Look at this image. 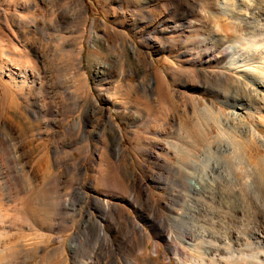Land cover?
<instances>
[{"label":"rangeland","instance_id":"rangeland-1","mask_svg":"<svg viewBox=\"0 0 264 264\" xmlns=\"http://www.w3.org/2000/svg\"><path fill=\"white\" fill-rule=\"evenodd\" d=\"M182 1L84 0L88 12L85 19L77 0H0V99L3 106L10 107L12 99L6 91L9 84L1 81L7 80L11 72L28 69L46 78V84L56 89L65 107L60 118L63 125L56 129L59 137L53 135L55 130L49 129L44 140L36 142L31 160L33 170L45 183L44 201H50L51 206V201H58L56 197L61 190L60 201L70 202L64 210L60 232L50 226L49 217L43 222L36 218L35 212L32 215L35 240L39 241L41 234L50 238L42 264H73V255L68 249L66 253L62 251L60 241L64 238L69 244L79 232L78 221L73 222L75 210H90L99 216V210L90 202L95 199L120 204L127 215L153 236V243L162 244L161 250L172 264L179 263L158 238L159 225L143 221L137 208L128 201H158L166 218L172 215L164 206L166 203L182 215L189 201H200L210 209V216H199L201 220H213L223 234L231 230L239 237L242 234L233 250L242 257L243 263L249 254H256L255 264H264V170L261 173L256 166L260 159L264 160V147L252 144L249 135L258 118L252 119L245 110H238L246 125L242 126L229 117L233 106H254L255 99L233 81L212 76L213 73L239 76L225 68L232 54L241 55L248 62L261 57L263 50H254L264 38V30H261L264 29V0H244L249 4L242 0ZM223 2L232 3L231 15L224 13ZM194 7L197 16L191 12ZM244 10L248 18L238 28L236 19L240 13L244 16L241 12ZM94 19L100 23L96 29ZM104 23L126 34L124 43L111 34ZM156 28L161 30L157 34ZM178 28L187 33L174 32ZM94 32L99 37H94ZM153 32L156 41L148 37ZM105 40L110 44L103 47ZM132 42L143 52L138 58L131 49ZM209 52L219 53L220 60L207 62L212 53L204 61L195 62L196 57ZM145 53L152 56L159 83L168 86L154 95V101L147 94V90H151L149 78L145 79L147 89H136L134 84H129L132 72L141 71ZM19 54H24V58ZM196 70L203 72L202 79L195 75ZM95 100L99 105H94ZM212 105L221 112L222 116L218 117L221 124L216 115L211 116ZM109 113L125 133L123 145L127 153L121 158L113 154L118 143L107 122ZM79 115L83 122L89 118L90 123L81 133H70L68 129ZM261 117L259 130L264 136V108ZM222 124L226 129L224 135ZM57 142L65 146L59 170L53 152ZM163 146H168L167 150H163ZM181 147L192 151L193 157H180ZM201 159L210 161L212 181L211 187L205 190L207 193H196L182 182L184 171L195 168L193 161L200 163ZM6 163L5 159L0 163L5 167H0V183L6 177L5 183L0 184V215L20 220L21 193L33 194L34 189L30 181L16 187L10 179L14 166ZM9 188H12L10 195ZM143 213L151 212L145 208ZM105 229L109 232L108 224ZM153 243L148 244L150 250ZM87 246L79 258L83 264H90L92 258H96L92 254L93 244ZM133 249L132 239L122 234L117 248L105 251L104 255L109 262L113 258L110 263H125L126 259L136 256ZM185 264L193 263L185 261Z\"/></svg>","mask_w":264,"mask_h":264},{"label":"bare ground","instance_id":"bare-ground-1","mask_svg":"<svg viewBox=\"0 0 264 264\" xmlns=\"http://www.w3.org/2000/svg\"><path fill=\"white\" fill-rule=\"evenodd\" d=\"M242 1V3L247 4L249 0ZM77 2L80 7L81 16L86 19L88 17V12L84 0H77ZM180 2L183 3L184 1L180 0ZM232 6V3L230 2H223L222 7H224V13L226 14V12H231L229 7ZM245 10L247 12L249 9L246 7ZM245 10L241 11L244 16L240 13V15H238L236 19L238 28H241L247 21L248 13L246 15ZM191 12L193 14H196V16L198 14L196 7H194ZM229 14L231 15V13ZM99 26L100 23H98L96 19H94L93 28L96 29ZM104 27L108 31L110 30L111 34L114 33V35L118 36L121 42L124 43L126 34L117 31L115 28L108 26L106 23H104ZM192 27H194V25H192ZM155 30V33L157 34V31L159 32L160 29L158 30V28H156ZM174 32L180 34L187 33L185 29L181 28H178ZM98 35L99 34L97 32H94V37L97 38L99 37ZM148 37L155 40L154 32L152 34H149ZM109 44L110 41L105 40L103 47H106ZM131 44V49L134 51L135 57H140V55L143 54L141 49L136 43L132 42ZM152 48H154V46ZM260 49L263 50L261 57L258 59H253L250 62H248L241 55H230L228 61L225 62V68L230 72L232 71L239 73L238 77L232 74L229 75L224 73H213L212 76L218 75L222 80H231V82L233 81L238 86L245 88V92H250L252 97H254V106L247 105L244 107V105H240L241 108L239 106H233V112L229 114V117H231L234 122H239V124L242 126L245 125V123L242 121V118H240L238 110H245L246 114L252 119L258 118L256 119V127H252L250 134L248 131L247 133L250 135V142H252V144H261V147H264V136L261 135L262 131L259 130V128L262 127L260 121L262 120L261 113L262 109L264 108V38L259 45L257 44L254 52ZM212 53H214L213 56L207 59V62L211 63L220 60L219 53L209 52L206 56H202L200 58L196 57L195 62L201 60L204 61L205 58ZM19 57L24 58V54H19ZM141 60V71L136 70L132 72L129 84H134L136 89H147V81L145 79L149 78L151 82L148 86L151 88V90H147V94L149 95L150 99L154 101V95L161 88L167 89L168 86L166 84L162 85L159 83L157 73L154 70L155 63L152 59L151 54L145 53V58ZM194 73L198 78H203V72L196 70ZM45 79L46 78L42 76L40 72H29L28 69H26L25 71L21 72H11L7 80L1 81L3 84L4 82L6 83V85L9 84L7 87L9 89H7L6 91H9L11 94L12 105L10 107H4V102L0 99V163L3 159H5L7 163H9V165L14 166L10 174V179L16 185V187L17 185H21V183L24 186L30 181L29 184L33 185V188H31L34 189V193L31 194L28 191L24 190L25 192H22L20 190L22 192L21 194H23L21 199L24 200H22L20 204V220H16L15 218L3 217L0 215V264H42L45 256L48 253V240H50V238L45 234H41V236L39 237V241L35 240V238L33 237L35 230L33 226L34 218L32 217V215H34L35 212L36 218L41 219V221L43 222L49 217L48 219L50 220V226L54 230L60 232L63 229L62 221L64 218V210L70 205L69 201H60L61 190H59V195L56 197L58 201H51V206L50 201H44L46 197L44 190L45 183L39 179L38 172L34 171L31 166L32 156L35 153L34 147L36 142L43 141L44 136L47 135L49 129L55 130L53 135L58 138L60 132H58L56 129L60 128L63 125V121L60 118L64 114V103L62 102V98H60V95L56 91V89L50 88L46 84ZM249 82L251 83V86L247 85L249 84ZM94 102V105H99L98 101L95 100ZM212 109H214V111L211 112V116H213V114L216 115L217 122H220L221 124V118H218L222 116L221 112L215 110L219 108L216 105H212ZM81 119L82 118H80V115L78 117H75V124L72 128L68 129L70 133H81L84 128L89 125V118H87V120H85L84 122ZM107 122L118 143L117 148L113 150V154L114 156H116V158H121L127 153V150L123 145L125 133L121 126L114 122L111 113L108 114ZM225 131V126L223 127L222 124L221 133L224 135ZM240 138L243 139V137ZM234 139H237V137H234ZM63 144L61 142H57L53 147V152L56 155L55 163L57 170H59L62 165L60 156L64 153L65 146ZM166 147L168 146H163V150H167ZM175 150H177L176 147ZM179 154V156L183 158L190 157L191 159L193 157L192 151H189L187 148H182ZM263 161V159H260L256 165L261 173L264 170ZM193 164L195 168L190 167L184 171L185 174L182 182L190 190H193L196 193L205 191L206 189L211 187L212 176L210 174V161L209 159H201L200 163H198L197 161H193ZM1 166L2 165H0V167ZM0 172L2 171L0 170ZM5 173L7 172L5 171ZM6 175L3 174V176ZM261 175L262 174H260V176ZM4 179L5 180H2L1 183H5L3 181H6V177ZM261 181H259L258 183L261 184ZM6 184L8 185V183ZM212 185H214V182L212 183ZM3 187H5V185H3ZM144 188L149 193L148 187L145 186ZM11 189L9 191V195ZM17 190L16 192L18 193ZM205 193L207 192L205 191ZM80 194L85 195L83 192H80ZM90 202H93V204H95L94 206H96L99 210V216H95V214L90 210H75V217L73 218V222L78 221L79 232L75 233L74 240H72L69 244L66 243L64 238H62V240L59 239L61 240L60 248L62 249V251L66 253L68 249V251H70V253L73 255V264H83L79 260V258L80 254L86 249V247H88V244H93L92 254L96 256V258H92L90 264H172L170 258L166 255V253L162 252V244L158 242L153 243V236L144 229L141 223L127 215L123 211V208L120 204L114 203L112 201H99L96 199L95 201ZM128 202L131 203L135 208H137L140 214L139 217H141L142 220L147 224H151L152 226L155 224L159 225L160 228L158 229L159 231L157 234L158 238L163 240V243H165L168 252L171 253L173 259L179 264H185V261H189L193 264H255L256 254L255 256H251L249 254V256L246 257V260H244L246 262L243 263L241 259L242 257L238 256L237 252H235L236 250H233V247L237 244L242 234L239 237L238 234L232 230L229 233L225 232V234H223L219 228V224L214 223L213 220L200 219L199 216H202L204 214L208 215L210 210L208 205L200 201H189L187 210L182 215L177 214V210L170 207L169 203H166L164 206H166L168 210L170 209V212L172 214L169 218H166L163 215L161 206L158 201ZM230 205L233 204L230 203ZM145 208L150 209L151 213L149 215L143 213V209ZM80 217L83 218L81 221H79L78 219ZM106 224L109 225V232H107L105 229ZM168 226H172V231H169ZM13 230H16V233H13ZM122 234L127 235L130 237V239H132L135 246L133 252L136 256L128 260L126 259L125 263H119L118 261L115 263H110L113 258H111L112 260L109 262L104 253L105 251L115 250L117 248L119 235ZM152 243L153 249L150 250L148 244ZM242 254L243 253H241V255Z\"/></svg>","mask_w":264,"mask_h":264}]
</instances>
